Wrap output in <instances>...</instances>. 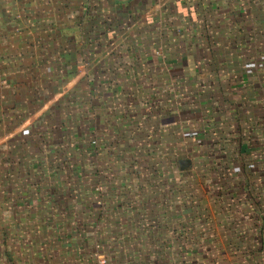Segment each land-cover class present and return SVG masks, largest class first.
<instances>
[{
    "label": "crops",
    "instance_id": "obj_1",
    "mask_svg": "<svg viewBox=\"0 0 264 264\" xmlns=\"http://www.w3.org/2000/svg\"><path fill=\"white\" fill-rule=\"evenodd\" d=\"M256 48L264 53V0H0L4 264H95L99 252L107 264H156L157 252L141 249L155 241L139 228L183 220L173 173L122 171L110 181L88 140L96 131L98 146L124 158L122 127L174 125L191 97L198 125L235 127L231 153L247 166L239 177L256 233L246 250L236 245L232 264H264V169L248 162L264 161V73L243 67ZM64 145L74 161L90 155V184L50 188L56 173L43 165Z\"/></svg>",
    "mask_w": 264,
    "mask_h": 264
},
{
    "label": "rangeland",
    "instance_id": "obj_2",
    "mask_svg": "<svg viewBox=\"0 0 264 264\" xmlns=\"http://www.w3.org/2000/svg\"><path fill=\"white\" fill-rule=\"evenodd\" d=\"M254 53L255 55L251 56L243 67L250 66L252 63L250 73H264V53L257 48ZM197 69L199 70V65ZM199 103L198 98H194L193 101L191 97L186 107V109L189 108L188 112L180 114L175 124L168 125L167 128V125L163 129L156 128L158 125H150L152 129L145 128L146 125L122 127L120 132L122 131L123 137L127 138L129 143L125 151L123 150L124 158L119 153L108 152L102 146H98L99 141L103 142L105 138L96 131L88 140V142L91 141L90 146L94 148L95 155L101 153L99 157L104 158L103 164H97L96 171H99L101 175L105 172L108 177L111 175L110 181L115 180V176L122 171L137 174L141 171L148 173L150 170L158 169L161 172L173 173L175 186L173 187L177 191L173 196V207L175 206L174 211L180 208L175 215H183V220L175 219L174 225L169 227L144 225L139 228V232H142L140 235H149L155 241V243L143 241L141 249L145 253L149 249H154L157 253L154 255L153 252L151 260L156 264H232L230 253L234 251L236 245L240 250H246L248 241H250L248 236L256 233L252 221L254 207L246 204L243 196L246 194L242 190L244 187L239 177L243 171L242 165L234 159L231 153L234 146L230 143V139L235 137V127L233 125H207V127L198 125ZM179 105L181 106L182 102H179ZM186 120H189L191 124L188 125ZM115 128L112 127L114 133ZM124 138H122L123 141ZM92 141H95V146L92 145ZM230 146L231 149H229ZM223 147L227 151H223ZM262 148L264 145L258 149ZM70 149L71 146H62L60 155H55L54 161L49 158L50 162L43 165L47 171L52 170L56 173V176L52 175L47 179L50 188L54 187L57 190L67 186L83 187L90 184L89 179L86 178L92 166L91 159L86 158L90 155L87 156L86 152H79L74 161L70 157ZM154 153L157 156H154ZM58 156H62L60 160ZM249 158L248 162L253 167L258 166L255 168L264 169L262 159L256 158L254 154ZM180 159H189V167L180 169L178 164ZM105 160L110 162H105ZM204 162L208 165L207 178L201 181L196 174L201 170ZM183 170H191V172L183 173V176L179 177ZM151 181L155 182L156 179L151 177ZM98 182L99 179L95 180V191L101 187ZM164 186L160 185L159 188L164 189ZM206 198L208 201L204 204ZM27 228L30 229L31 234L38 235L37 227ZM98 228L103 229L101 235L104 236L106 228ZM131 228L134 231L135 227ZM13 229L15 231V227ZM115 239L112 237L111 240L113 247L116 246ZM166 243L170 247L167 257L164 255L166 249L164 244ZM15 244L18 251H21L24 242L13 243ZM241 261L245 262L246 259ZM0 264H4L1 255Z\"/></svg>",
    "mask_w": 264,
    "mask_h": 264
},
{
    "label": "trees",
    "instance_id": "obj_3",
    "mask_svg": "<svg viewBox=\"0 0 264 264\" xmlns=\"http://www.w3.org/2000/svg\"><path fill=\"white\" fill-rule=\"evenodd\" d=\"M206 162H207V161H206ZM206 162H204V164H202L201 170H199L198 173L196 174L197 177L201 179V181H202V179L205 180V179L207 178L206 173H207L208 165H207ZM246 168H247V166H245V165L242 164V169H243L244 171H245ZM204 169H205V170H204ZM181 172H182V173H186V172L189 173V172H191V170H183V171H181Z\"/></svg>",
    "mask_w": 264,
    "mask_h": 264
},
{
    "label": "built area",
    "instance_id": "obj_4",
    "mask_svg": "<svg viewBox=\"0 0 264 264\" xmlns=\"http://www.w3.org/2000/svg\"><path fill=\"white\" fill-rule=\"evenodd\" d=\"M94 143V142H93ZM95 264H107V259L102 252L96 254V262Z\"/></svg>",
    "mask_w": 264,
    "mask_h": 264
},
{
    "label": "water",
    "instance_id": "obj_5",
    "mask_svg": "<svg viewBox=\"0 0 264 264\" xmlns=\"http://www.w3.org/2000/svg\"><path fill=\"white\" fill-rule=\"evenodd\" d=\"M180 169H186L190 165V160L189 159H180L178 161Z\"/></svg>",
    "mask_w": 264,
    "mask_h": 264
}]
</instances>
